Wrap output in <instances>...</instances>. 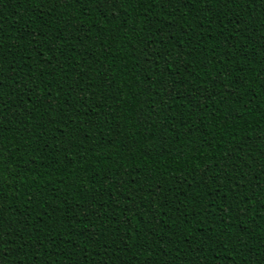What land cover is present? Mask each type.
Here are the masks:
<instances>
[{"label": "trees", "instance_id": "16d2710c", "mask_svg": "<svg viewBox=\"0 0 264 264\" xmlns=\"http://www.w3.org/2000/svg\"><path fill=\"white\" fill-rule=\"evenodd\" d=\"M0 46L2 264H264V0H0Z\"/></svg>", "mask_w": 264, "mask_h": 264}, {"label": "snow or ice", "instance_id": "6c2138e0", "mask_svg": "<svg viewBox=\"0 0 264 264\" xmlns=\"http://www.w3.org/2000/svg\"><path fill=\"white\" fill-rule=\"evenodd\" d=\"M42 3H46V4H50L53 9L60 7L61 4H66L71 6V0H41ZM75 3L77 4H83L85 2V0H74ZM91 2L93 3V7L98 9L99 14H103L105 12V10H109V9H118L120 7H122L125 3V0H91ZM129 2H136V0H129ZM197 3L200 2V0H196ZM218 2L224 6L227 7L229 4L235 3V0H218ZM149 4L153 7H155L156 5H165V6H172V5H179L181 7H187L189 4V0H149ZM171 14V13H169ZM2 47V46H0ZM147 51V50H146ZM159 53H152L150 54V56H146L145 59L147 62H152V60H154L155 56H158ZM55 58V55H51L48 57V60L45 61V63H49L50 61H52ZM2 61H3V57L0 56V65H2ZM53 74H54V70ZM4 87L3 82L0 81V90H2ZM38 85L37 88L34 89L38 90ZM174 88V85L171 86H166L162 87V91L165 92V94H167L169 97H171L172 95H174V92L172 91V89ZM19 90V89H17ZM50 95V94H49ZM149 95H151V93H149ZM208 97H205V99H207ZM0 101H3V96L0 95ZM76 115H79V113H76ZM142 115V114H141ZM71 121V117L69 118ZM67 127V125H66ZM80 127H83V125H80ZM89 127H99V125H89ZM69 133H65V140L68 141L67 144L64 145L65 147V151H71L72 150V143L73 140L69 138ZM81 139H84V137H81ZM150 155V154H149ZM182 155V154H181ZM228 159L230 160L231 157L229 156ZM225 176L228 175L227 173V169L231 167V164L226 163L225 164ZM219 174H217V178H218ZM243 176L241 175L239 177V179H242ZM125 184L128 183V181H124ZM235 188H242L243 185H241L240 183H236L234 185ZM257 187H259V185H257ZM227 196V192H225V197ZM127 199H131V193L128 194V196H126ZM236 193L233 192V203H235V199H236ZM94 203L93 201H90L89 204L86 206L89 210H91V204ZM241 203H244L243 198H241ZM228 207H231V205H229ZM237 208L240 207V205H236ZM130 210V209H129ZM213 211H215V209L213 208ZM244 209L240 208V216H244ZM86 215L85 214V219H86ZM209 215H211V213H209ZM228 213L225 212L224 217H221L219 223L217 224V227L221 228V233L224 235V240H217V248L215 251H219L222 248H227V247H234V248H242L243 246L239 243H235V238L231 236L230 233H228L227 228L225 227H221L222 225L225 224V217H227ZM107 217H105L106 219ZM79 219L77 220V223H79ZM88 224L91 223V221H87ZM26 221L25 220H17L15 223H12L10 221H5L2 212H0V245L3 244L4 242V238L7 235H10L11 233H16L19 234L20 230L22 228L25 227ZM84 234L83 232L81 233H77V235H81ZM97 235V233H92V236ZM43 233H41V239L39 240H35L33 242V244L31 246L35 247L36 245H39V247H36V251L39 252L40 248L43 247L42 244V240H43ZM48 240L49 243H55V241L52 239V233L48 234ZM147 237H145L146 239ZM208 239H212V237H208ZM21 240H23V237H21ZM21 250L23 248H27L30 247V244L28 242H23L21 244ZM213 255H215V252H213ZM0 264H2V261H0ZM45 264H48V262L46 261ZM233 264H235V261H233Z\"/></svg>", "mask_w": 264, "mask_h": 264}]
</instances>
